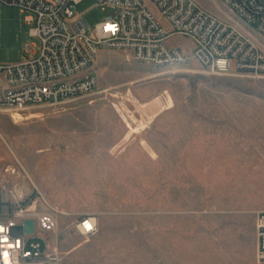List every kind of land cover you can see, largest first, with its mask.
<instances>
[{
    "label": "rangeland",
    "instance_id": "obj_1",
    "mask_svg": "<svg viewBox=\"0 0 264 264\" xmlns=\"http://www.w3.org/2000/svg\"><path fill=\"white\" fill-rule=\"evenodd\" d=\"M195 1L234 19L220 0ZM75 12L91 30L104 17L94 0H81ZM24 18L0 3V65L39 45ZM167 44L191 48L177 35ZM90 72L98 78L91 94L0 112V184L37 190L56 213L60 264H264L255 257L264 79L210 75L193 60L157 67L121 50L100 51ZM156 98L160 107L151 105ZM29 110L38 116L25 119ZM126 122L138 129L127 138ZM80 216L94 218L92 236L67 231Z\"/></svg>",
    "mask_w": 264,
    "mask_h": 264
},
{
    "label": "built area",
    "instance_id": "obj_2",
    "mask_svg": "<svg viewBox=\"0 0 264 264\" xmlns=\"http://www.w3.org/2000/svg\"><path fill=\"white\" fill-rule=\"evenodd\" d=\"M80 1L0 0L25 15L29 38L39 42L25 47V59L0 65V112L56 106L93 93L98 78L90 68L102 50L127 51L136 61L157 67L193 60L210 75L264 79V48L252 34L264 39V0H220L234 19L195 0H147L156 16L143 0H94L104 17L92 30L75 12ZM109 25L115 31L106 30ZM174 35L189 39V51L167 44ZM40 197L37 190L0 184V264L61 263L58 218ZM25 221L33 222V231L16 234L13 228H23ZM67 231L87 238L96 223L91 216H80ZM255 242L256 260L264 263V211L255 218Z\"/></svg>",
    "mask_w": 264,
    "mask_h": 264
},
{
    "label": "bare ground",
    "instance_id": "obj_3",
    "mask_svg": "<svg viewBox=\"0 0 264 264\" xmlns=\"http://www.w3.org/2000/svg\"><path fill=\"white\" fill-rule=\"evenodd\" d=\"M170 96H168V105H170L171 104V99L169 98ZM134 99V98H133ZM160 101H159V99L158 98H156V99H154L153 101H152V103H151V105L153 106H157L158 105V107H160ZM150 105V106H151ZM141 107H147V105H141ZM26 118L25 119H31V118H36L37 116H38V112L37 111H35V110H29L28 112H26ZM25 117V116H24ZM12 118L14 119V121L15 122H17V119H22V115L21 114H19V113H14V114H12ZM125 118V117H124ZM21 122V121H20ZM127 124H128V122H126ZM142 124V123H141ZM128 126H129V132H128V134H126V138L131 134V133H134V132H136L137 133V131H138V129L137 128H135V130H134V128L133 127H131L130 126V124H128ZM140 127V126H139ZM142 127V126H141ZM0 136L3 138V136L1 135V133H0ZM131 136V135H130Z\"/></svg>",
    "mask_w": 264,
    "mask_h": 264
},
{
    "label": "water",
    "instance_id": "obj_4",
    "mask_svg": "<svg viewBox=\"0 0 264 264\" xmlns=\"http://www.w3.org/2000/svg\"><path fill=\"white\" fill-rule=\"evenodd\" d=\"M13 231L16 234H21L22 232L31 233L33 231V222L32 221H25L24 227H15Z\"/></svg>",
    "mask_w": 264,
    "mask_h": 264
},
{
    "label": "crops",
    "instance_id": "obj_5",
    "mask_svg": "<svg viewBox=\"0 0 264 264\" xmlns=\"http://www.w3.org/2000/svg\"><path fill=\"white\" fill-rule=\"evenodd\" d=\"M23 25L26 24L24 21L22 22ZM27 25V24H26ZM26 58V57H25ZM24 59V58H23ZM23 59H20V60H6V61H3V63L7 64V63H13V62H18V61H21Z\"/></svg>",
    "mask_w": 264,
    "mask_h": 264
},
{
    "label": "snow or ice",
    "instance_id": "obj_6",
    "mask_svg": "<svg viewBox=\"0 0 264 264\" xmlns=\"http://www.w3.org/2000/svg\"><path fill=\"white\" fill-rule=\"evenodd\" d=\"M106 30L115 31V26L109 25V26H107Z\"/></svg>",
    "mask_w": 264,
    "mask_h": 264
}]
</instances>
